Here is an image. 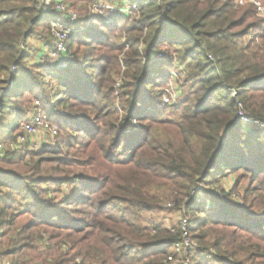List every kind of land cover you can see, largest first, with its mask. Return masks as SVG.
Listing matches in <instances>:
<instances>
[{
    "label": "trees",
    "instance_id": "trees-1",
    "mask_svg": "<svg viewBox=\"0 0 264 264\" xmlns=\"http://www.w3.org/2000/svg\"><path fill=\"white\" fill-rule=\"evenodd\" d=\"M72 1L80 2L87 12L100 10L99 14L91 12L81 22L77 21L79 30L73 38L77 43H105L100 33H108L110 26L118 21L128 23L129 53L122 63L125 120L112 124L110 139L127 153V161L120 160V164L134 165L147 176L143 180L136 173L132 178L121 179L126 184L119 186L112 173L97 174L99 180L72 173L73 176L54 182L56 187L47 185L38 190L36 180H25L14 172L0 170V257L14 254L16 249L3 250L5 231L14 224L13 220L4 218L12 207L9 202L23 198L27 192L25 186L33 193L46 194L57 189L63 193L62 187L69 186V192L63 195V205L93 207L90 205L94 200L90 202L89 196H94L102 202V207L116 205L114 210L121 212V222L133 229L111 236L102 246L84 254L88 264H173L170 258L178 257L173 249L183 243V231L172 233L144 223L153 212L163 209V201L151 194L150 189L156 188L168 191L169 195L174 189L189 193L186 203L181 200L177 204L192 216L188 229L193 230L188 236L201 242L192 263L195 260L197 264H240L230 260L220 240L206 242V237L199 232L221 226L244 232L260 226L264 229L261 222L253 220L260 215L253 214L256 218L247 219V210L230 203L241 185V177L235 173L255 181L264 179V132L253 131V124H244L239 116L242 110L251 121L264 124V18L249 25V17L259 15L257 8L250 2L241 6L236 0ZM72 1L67 4L69 7L74 5ZM260 1L264 5V0ZM108 2L122 8L136 5L137 9L130 15L122 12L111 15L103 8ZM57 3V0L50 4L46 0H0V113L12 114L9 127L6 125L7 139L13 138L26 122V111L18 103L26 95L49 102L54 82L65 91L56 100L57 107L66 105L69 109L71 99H88L93 106L98 99L112 102L104 94V82H109L112 73H116L118 63L112 65L110 58L103 60L107 66L100 68V72L87 71L94 82L89 85L84 81V86L81 77L68 80V72L63 74L56 69L48 75L38 60H29L28 45L40 35L38 28H42V33L48 32L57 19ZM87 56L94 57V54ZM176 71L184 77L181 84L184 94L178 97V102L168 104L165 98L171 99L172 95L162 87L169 86ZM47 77L48 82L42 84ZM73 116L56 121L59 132L65 122L69 129L79 128L89 138H102L103 129L95 126L90 117ZM4 119L0 120V127L5 125ZM97 122L108 125L102 120ZM56 150H45L40 165L48 163L49 152ZM24 157L13 151L4 155L0 152V162L22 161ZM100 180L104 181L103 186ZM227 180L232 193L223 187ZM39 183L43 184L42 180ZM106 183L123 190L116 195L105 194ZM252 187L249 194L260 191L257 186ZM80 189L93 194L87 196ZM218 189L224 197L218 194ZM193 191L196 197L190 193ZM202 197L203 201L199 202ZM39 202L31 200L36 209L41 207L40 219L56 223L66 217L63 211L53 212L49 202ZM66 211L69 214L75 209ZM122 211L130 214L128 219L122 216ZM262 215L260 220H264ZM194 250L188 249V255ZM209 257H212L210 261Z\"/></svg>",
    "mask_w": 264,
    "mask_h": 264
},
{
    "label": "rangeland",
    "instance_id": "rangeland-1",
    "mask_svg": "<svg viewBox=\"0 0 264 264\" xmlns=\"http://www.w3.org/2000/svg\"><path fill=\"white\" fill-rule=\"evenodd\" d=\"M51 1L52 0H50V3ZM70 1L72 0H57L58 3L56 5L63 4L65 7L67 6L68 10L76 15L75 21L71 22L68 18H61L60 14L57 13V19L52 22L48 32L45 31L42 33V28H38L37 32L40 35L32 39L30 45H28V48H30L29 54L31 56L29 60H38L37 62L45 67L48 75L56 69L63 74L68 72L66 76L68 80H70V78L79 80L81 77V84L84 86V81L89 85L94 82L93 78L88 76L87 71L92 70V72H100V68L107 66L103 60L110 58L112 60V65L118 63L116 73H112L109 82H104V94L108 96V100H112V102L108 103L107 101L98 99L97 105L93 106L88 102V99H83L82 101L71 99L68 102L69 109L66 105L57 107L56 100L65 95V91L61 90L62 87L58 82H54L52 86L53 89L51 92L54 93L50 96L49 102L42 98L38 100L34 99L32 96L26 95L24 99L18 103V106L26 111V122L23 121V119L21 120V122H25L24 125L11 139H7L6 137V132H8L6 125L9 127L8 124L12 120V114L4 113V115H1L0 113V120L5 118V125L0 127V152L4 155V153L13 151L16 154L18 153L21 156H25L24 160H3L0 162V170L14 172L22 176L25 180H36L38 183H35V185L39 186L38 190L42 189L44 186L47 188V185L49 188H54L56 187V183L54 182H60V180L69 175L73 176L72 173L88 175L89 178L97 180L100 179V177H97V174L101 175L102 173L105 175L107 173H112L117 178L116 182L119 186L120 184H126L121 182V179L125 177L132 178L136 173L144 180L147 174L143 175L134 165L126 164L122 166L120 164V160H122V162L127 161V153L122 148L118 149V146H115L110 139L112 124L115 125V121L120 124L125 120L122 104L124 100V91L122 87L124 84L125 68L122 63L127 53H129L127 45L129 41L127 33L128 23L125 21H118L116 25L110 26V31H108V33L99 34V32H97L103 39L102 42L105 43H99V45H93L92 42L86 45L77 43V41L73 39L76 32L79 30L77 28L78 25H76L77 21L81 22V20L91 12L99 14L100 10L91 9L90 12H87V9L84 10L83 5L77 1H72L74 5H72L73 7L71 6V8L67 5ZM103 6L111 15L117 14V12L127 14L125 12L127 7L122 8V6H117L109 2ZM256 17H249L251 19L248 24H255L259 19L264 18V16L260 14L256 15ZM110 20L109 24H113L114 21ZM55 23H59L60 26H63L69 35L67 41L68 53L65 60L62 62L55 61L51 57V52L55 48V38L52 29ZM101 28L102 27L99 26V29ZM252 36L251 34V38H253ZM71 41L72 44L69 46ZM89 54H94V57L87 56ZM174 74L176 77L173 76L171 78L169 86L163 84L162 87L165 90H169L172 95L171 99L165 98V103L168 104L171 102H178L180 100L178 97H182L184 94L182 87L184 77L177 71ZM48 80L47 77L42 84H45ZM42 93L39 92L38 94L41 95ZM36 97L38 98V96ZM167 114L169 116L171 113L168 112ZM73 115L90 117V121H92L95 126H100L103 129L104 133L102 134V138H89L84 133H80L79 128L69 129L65 126V122L61 126V132H59L56 121L66 116L72 117ZM36 118H40L44 125L36 128L32 134H29L26 127L32 125ZM111 118L113 120L112 122L110 121ZM97 120L108 122V125L101 122L98 123ZM242 122L246 124L245 121L242 120ZM89 124L92 125L90 122ZM251 128L253 131L261 129V131L264 132L263 123L254 124ZM50 149L57 150L49 152L46 157L51 158L49 162H43L40 165V158L47 152L45 150ZM32 153L34 154L33 157L31 156ZM235 174L241 177V185L239 186L238 192L233 193L230 203L235 205L238 204V206L247 210L249 212H246L248 213L247 219H253L256 218L254 215H260L257 217L258 219L253 220H257V222H261L264 225V220L259 219L263 217L262 214H264V179L255 181L250 178V176H244L238 173ZM41 180L43 184L39 183ZM103 182V180H100L99 184L103 186ZM118 185L109 186V184L106 183L103 191L108 195L120 194L123 189ZM252 186H257L260 191L249 194V191L254 188ZM223 187L232 193L233 188L230 187L229 180L224 183ZM62 188L63 193L57 189V191L55 190L56 192L46 194L41 191L33 193L31 190H27V186H25L24 190L27 191L24 194L25 196L9 202V204H12V207L9 208L4 218L13 220L14 224L11 229H6L5 231L6 237L4 239L3 250L16 249L14 254L0 257V264H88L86 258L83 257L84 254L102 246L103 242H107L110 238L112 239L111 236H117L118 234L133 230L130 224L128 225L121 222V217L119 216L121 212L119 213L114 210L116 205H112L111 203L110 206H100L102 202L97 200L94 196H89L93 194L91 192L82 191V189H80L81 192H85L87 196L91 198L90 202L94 200V204L90 205L94 208L78 204L63 205V195L69 192L70 187L63 186ZM150 190H152L151 194L153 196L163 201V209L155 211L152 215L148 216L144 221L145 225L151 227L156 225L157 227L166 228L172 233L181 229L183 232L186 231L189 234L191 230H193L191 228L188 229L190 225L188 222L191 221L192 216L187 213L185 209H179L177 204V202L181 200L186 203L189 200L187 196L189 193H185L186 191L184 190L182 193L181 190L178 191L174 189L173 193L169 195V192L164 189L159 190L153 188ZM169 191H172V189H169ZM190 193L192 196H197L195 191ZM218 194L224 197L221 193V189H218ZM100 197H104V201L107 200L105 195L103 196L101 194ZM32 199H35L38 203H40L39 200L42 202H49L53 212L57 213V211H63L66 217L56 223L50 220L45 221L40 219L39 214L42 212L40 211L41 207L36 209L33 204L31 205ZM198 201H203V197L198 199ZM72 208L75 209V212L68 214L66 210ZM122 212V216L128 219L130 214L124 211ZM241 212H243V210H241ZM250 213L252 214L250 215ZM241 215L245 214L242 213ZM88 216L89 218H87ZM252 230L251 232H244L243 230L235 229L230 226H221L213 230L203 229L199 234L206 237L205 241L209 243L213 240H220L221 243L225 245L223 250H228L231 261L240 264H264V229L260 226ZM188 243H190V247L195 248V250L188 255L187 249L185 248L184 253L177 254L178 257L176 258L172 257L174 259L171 261L173 264H181L184 260L192 261L197 258L196 254H198V248H201V242L194 240L192 236L189 235ZM175 249L174 247V255H176ZM211 258L212 257H209L207 260L210 261ZM193 262L192 264H197L195 260Z\"/></svg>",
    "mask_w": 264,
    "mask_h": 264
},
{
    "label": "built area",
    "instance_id": "built-area-1",
    "mask_svg": "<svg viewBox=\"0 0 264 264\" xmlns=\"http://www.w3.org/2000/svg\"><path fill=\"white\" fill-rule=\"evenodd\" d=\"M47 4H50V0H46ZM252 3L253 5H255V7L257 8V11L260 15L264 16V6L262 5V3L259 0H237V3L239 5H245L246 3ZM137 9L136 5H131L128 6L125 10V12L127 14H132L135 10ZM57 13L60 14L61 18H68L69 21L74 22L76 15L72 12L68 10V7L64 6L63 4H59L57 5ZM53 29V35L55 38V48L53 49V51L51 52V57L58 62H62L65 60L66 55H67V41L69 39V35L67 34L66 29L63 26H60L59 23H55L52 26ZM239 116L241 117V119L243 121L246 122V124H258L255 121H251L247 116H245V114L243 113V111L241 110ZM253 124V125H254ZM43 122L40 120V118H36L35 122L32 125H28L26 127V129L28 130L29 134H32L36 128L43 126ZM47 125V124H45ZM262 126V125H260ZM47 127V126H45ZM49 128V127H47ZM190 243H188V233L186 231L183 232V243L181 244H176L175 246V253L176 254H181L184 253L185 248L188 250L190 249ZM171 261H173V258H170ZM181 264H192L191 261L189 260H184L182 261Z\"/></svg>",
    "mask_w": 264,
    "mask_h": 264
}]
</instances>
